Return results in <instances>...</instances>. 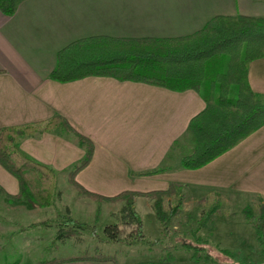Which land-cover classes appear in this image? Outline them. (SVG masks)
<instances>
[{"label": "crops", "instance_id": "1", "mask_svg": "<svg viewBox=\"0 0 264 264\" xmlns=\"http://www.w3.org/2000/svg\"><path fill=\"white\" fill-rule=\"evenodd\" d=\"M217 15L264 16V0H24L12 16L0 11V127L64 117L95 148L76 180L103 196L165 190L174 183L183 186L185 200L190 194L202 199L225 190L264 199V126L208 165L184 169L178 160L169 164L168 158L186 135L191 119L206 107L198 91H174L105 76L66 83L50 78L58 51L75 40L99 35L181 37L202 29ZM249 78L254 91L264 95V58L250 64ZM20 148L58 171L60 202L74 196L90 213L96 203L107 205L80 195L68 180V171L86 153L73 132L41 128L33 136L22 137ZM7 173L0 164V186L17 194L19 182ZM9 201L15 204L10 214L14 221L9 225L0 221V234L19 237L0 236V251L9 245L7 251L17 252L20 264L43 261L28 255L48 245L39 232L31 233L52 228L48 218L32 219L45 208ZM16 206L22 210L17 212ZM49 244L58 246L56 240Z\"/></svg>", "mask_w": 264, "mask_h": 264}, {"label": "trees", "instance_id": "2", "mask_svg": "<svg viewBox=\"0 0 264 264\" xmlns=\"http://www.w3.org/2000/svg\"><path fill=\"white\" fill-rule=\"evenodd\" d=\"M24 0H0V11L12 16ZM264 58V16L217 15L205 26L186 36L169 38H136L99 35L75 40L57 53V61L50 78L58 82H72L89 76L113 77L120 81L141 82L166 87L174 91L193 89L206 102V107L195 115L184 138L193 148L180 162L184 169H200L234 149L264 126V95L252 88L250 64ZM63 127L73 132L86 153L68 171V180L78 193L97 202L124 203L121 218L141 226L135 209L139 196L151 199L156 219L168 224L179 213L184 188L171 184L165 190L148 192L122 191L103 196L90 191L76 180L77 174L92 160L93 142L74 129L62 116L47 122L27 126L0 127V164L19 182L17 194L0 193L11 200L22 201L30 208L53 205L57 192L58 171L26 155L20 148L24 136H33L41 128L52 131ZM178 145V144H177ZM176 145V146H177ZM156 169L147 174L164 171ZM179 198L178 201L172 200ZM210 196L200 201L211 207L201 218L206 225L220 212V203ZM242 216L255 228L256 240L264 253V199L259 198L241 209ZM57 239L76 237L89 229L87 223L64 217L59 224ZM110 238L119 241L118 226L106 227ZM133 233L139 229L133 228ZM228 253V251H224ZM176 257L168 255L160 264H172ZM81 261L119 263L117 255L89 253L54 257L37 264H67ZM13 264H20L15 262ZM190 264H216L210 254L195 248ZM221 264V263H219ZM233 264H241L234 262ZM256 264V263H253Z\"/></svg>", "mask_w": 264, "mask_h": 264}, {"label": "rangeland", "instance_id": "3", "mask_svg": "<svg viewBox=\"0 0 264 264\" xmlns=\"http://www.w3.org/2000/svg\"><path fill=\"white\" fill-rule=\"evenodd\" d=\"M191 144V145H190ZM193 144L189 137L183 138L176 149L168 158L169 164L181 162L182 157L190 152ZM9 174L18 183L16 177ZM136 182L138 179H134ZM8 189V188H7ZM10 189V188H9ZM58 190V188H57ZM67 195V191H65ZM59 194V191L57 192ZM205 196H212V202H219L220 212L206 225H201V218L211 204L204 205L194 194L182 200L181 209L172 220L161 224L155 217L151 199L139 196L135 202V209L141 219V226L131 222H125L121 218L124 203L117 204L107 202L106 204L96 203L94 212H85L81 204L74 196H66L64 202L56 201L50 207H46L33 221L41 222L42 219H49L53 223L52 228L36 229L31 233L39 232L43 241H48L46 248L41 251H33L28 257L37 260L52 259L54 257L70 256L81 254L84 251L89 253H104L117 255V264H160L168 255L176 257L172 264H190L195 248L199 247L205 253L210 254L216 264H264V253L260 248L255 235L253 224L241 214V209L254 203L259 197L249 195L235 196L225 190L224 192H211ZM203 196V197H205ZM9 197L0 193V221L9 225L14 219H10L15 204L9 203ZM179 198L172 200L173 203ZM17 207V212L22 210ZM70 216L74 220L89 224L90 228L82 235L57 240L59 224L64 223V217ZM49 223V222H48ZM118 226L119 241L110 238L106 227ZM139 229L133 233L132 229ZM18 235V234H17ZM16 234H7L6 240H16ZM31 236H34L33 234ZM51 240H56L58 246L50 245ZM5 257L0 258V264L16 262L15 251L9 252L10 246H6ZM228 251L225 253L224 251ZM67 264H115L112 262L102 263L94 261H81Z\"/></svg>", "mask_w": 264, "mask_h": 264}]
</instances>
